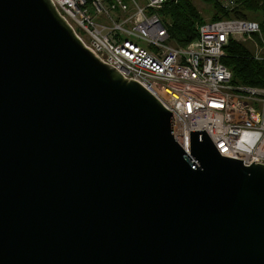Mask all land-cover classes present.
I'll list each match as a JSON object with an SVG mask.
<instances>
[{
    "label": "water",
    "instance_id": "1",
    "mask_svg": "<svg viewBox=\"0 0 264 264\" xmlns=\"http://www.w3.org/2000/svg\"><path fill=\"white\" fill-rule=\"evenodd\" d=\"M189 141L50 0H0V264H264V164Z\"/></svg>",
    "mask_w": 264,
    "mask_h": 264
},
{
    "label": "built area",
    "instance_id": "2",
    "mask_svg": "<svg viewBox=\"0 0 264 264\" xmlns=\"http://www.w3.org/2000/svg\"><path fill=\"white\" fill-rule=\"evenodd\" d=\"M50 1L83 46L170 111L174 140L185 153L190 131H205L220 156L264 164V88L231 84L221 62L230 41L261 34L257 22H204L193 42L177 46L159 11L178 0ZM215 1L224 11L236 7L234 0Z\"/></svg>",
    "mask_w": 264,
    "mask_h": 264
},
{
    "label": "trees",
    "instance_id": "3",
    "mask_svg": "<svg viewBox=\"0 0 264 264\" xmlns=\"http://www.w3.org/2000/svg\"><path fill=\"white\" fill-rule=\"evenodd\" d=\"M200 1L212 7V21L226 18L254 20L252 15L264 18V0H234L236 7L230 11L222 10L215 0ZM159 12L168 26L170 42L177 46L193 42L197 37V27L205 22L191 0L169 2ZM257 23L264 34V19ZM224 51L221 62L232 73L231 84L264 88V57L256 60L250 50L236 41H230Z\"/></svg>",
    "mask_w": 264,
    "mask_h": 264
},
{
    "label": "rangeland",
    "instance_id": "4",
    "mask_svg": "<svg viewBox=\"0 0 264 264\" xmlns=\"http://www.w3.org/2000/svg\"><path fill=\"white\" fill-rule=\"evenodd\" d=\"M191 1L193 2L194 6L198 9L202 19L205 22H211L212 21L211 17L213 15L214 11H213L212 7H210V4H207L204 1L201 2L200 0H191ZM252 16L255 17V19L253 18L254 20H252L255 22H258V21H261L264 19L260 15H252ZM251 39L252 40H249L247 42H243L242 40H239L238 42L242 43L247 48V50H250L252 55L257 53L258 56L264 57V34L262 33V31H261L260 35H258V34L252 35ZM254 43L256 44V47H255Z\"/></svg>",
    "mask_w": 264,
    "mask_h": 264
}]
</instances>
